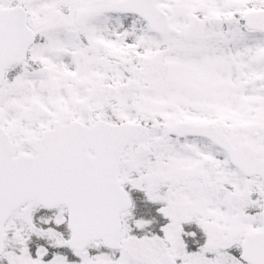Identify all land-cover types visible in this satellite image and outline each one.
<instances>
[{
	"label": "snow or ice",
	"instance_id": "1",
	"mask_svg": "<svg viewBox=\"0 0 264 264\" xmlns=\"http://www.w3.org/2000/svg\"><path fill=\"white\" fill-rule=\"evenodd\" d=\"M0 264H264V0H0Z\"/></svg>",
	"mask_w": 264,
	"mask_h": 264
}]
</instances>
